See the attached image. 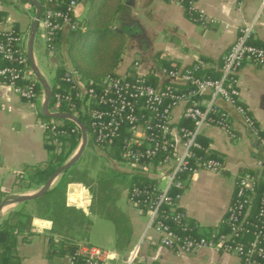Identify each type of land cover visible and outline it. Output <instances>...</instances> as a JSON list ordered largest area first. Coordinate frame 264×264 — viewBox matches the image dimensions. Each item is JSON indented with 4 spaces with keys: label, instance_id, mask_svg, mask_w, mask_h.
<instances>
[{
    "label": "crops",
    "instance_id": "crops-1",
    "mask_svg": "<svg viewBox=\"0 0 264 264\" xmlns=\"http://www.w3.org/2000/svg\"><path fill=\"white\" fill-rule=\"evenodd\" d=\"M263 2L264 0H244L240 4L236 0H196V8L205 12L208 17L207 23L203 24L192 21L182 6L167 0H124L123 8L114 20V28L124 38L115 72L124 76L132 72V67L138 63L139 72L156 81L157 87H166L171 83L162 72L167 64L182 69L198 65L202 70L217 73L220 77L223 58L237 41L241 29L253 25L251 42L264 47ZM26 5V2L24 4L19 0H0V11L6 15L4 29L17 26L20 32L31 31L34 14L31 13V8L25 9ZM88 7V0H81L76 16L79 22L86 18ZM39 33L41 29L37 33L35 46L41 47L44 40L39 37ZM68 33L66 31L63 34L64 42ZM64 42L62 48L60 45L58 54H50L54 60L45 67H41L34 52L36 66L47 82V71L55 75L60 67L72 70ZM237 77L240 103L260 129L264 130V67L246 63ZM48 84L50 85L49 82ZM50 87L54 88L52 85ZM209 95L206 93L200 101L205 102ZM45 100L46 97L41 96L37 102H28L20 98L10 86H0V205L15 196L34 195L43 187L34 183L28 185L24 180L52 158L43 124L58 120L45 115ZM217 106L229 115L238 139H231L217 127L206 128L200 136L225 164V171L221 174L202 170L187 182L181 208L200 233L215 231L224 224L239 176L255 173L264 178V151L256 146V137L250 132L244 115L229 101L219 100ZM182 111L183 105L174 111L177 124L182 120ZM60 177L54 181L51 189L58 184ZM128 189L125 190L126 195ZM92 203L88 187L81 182L69 184L66 206L71 210L83 211L92 222L85 236L73 233L71 238H65L64 233L61 235L56 232L50 218L38 215L40 204L37 200L4 207L0 223L18 210L34 216L30 232L25 237H18L15 263L69 264V252H66L68 248L64 250L62 242L77 246L82 243L92 245L90 238L95 225L101 224L98 221L106 220L92 213ZM126 213L124 216L130 221L133 238L128 240L122 251L114 249L110 254L103 250L106 264H126L132 256L135 258L133 264L239 263L234 255L209 249L193 255L177 254L162 246L154 230L147 229L148 219L142 220V217H146L143 213L131 205Z\"/></svg>",
    "mask_w": 264,
    "mask_h": 264
},
{
    "label": "built area",
    "instance_id": "built-area-1",
    "mask_svg": "<svg viewBox=\"0 0 264 264\" xmlns=\"http://www.w3.org/2000/svg\"><path fill=\"white\" fill-rule=\"evenodd\" d=\"M167 1L182 6L192 16L189 18L192 21L207 23L208 17L196 8V0ZM236 1L241 4L244 0ZM58 4L64 8L46 7L38 28L46 50L53 55L60 49V45L54 43L57 35L80 26L76 17L80 0H60ZM32 7L27 3L25 9ZM35 17L36 10L32 22ZM4 23L0 20V36L3 37L0 86H10L20 98L37 102L46 95L44 90L39 92V81L28 61L30 31L16 33L13 28L4 29ZM253 32V25L240 30L237 41L223 58L217 79L199 76L197 70L201 67L198 65L188 69L164 68L163 75L171 82L166 87L149 84L148 78L139 72L138 63L129 74L109 75L101 83L87 82L79 73L70 71L63 79L69 89L55 93L54 104L49 106L51 114H72L77 118L87 115L92 143L98 150H111L117 141L122 143L121 158L116 161L129 166L128 172H124L153 181L129 188L128 202L147 217V229L156 232L162 246L177 254L193 255L209 249L236 256L238 264H264V178L255 174L238 177L224 220L227 232L200 233L197 226L186 221L188 216L181 208L191 177L202 170L217 174L225 171L221 158L206 157L210 156L211 149L204 148L200 142L204 130L217 127L231 139H238L229 115L217 106L219 100L238 107L257 142L264 147V130L247 109L239 105L237 76L240 69L246 63L264 67V47L251 42ZM206 93L210 94L209 98L201 102ZM63 103L71 112L61 111ZM182 105V119H189L193 123L191 128H180L175 122L174 111ZM43 128L46 142L51 146H60L61 139L69 134L54 120L45 122ZM71 133H81L80 125L75 123ZM200 151L203 156L197 155ZM171 223L178 225L181 233ZM134 260L132 256L126 264H133ZM69 264H106V254L98 247L83 243L70 257Z\"/></svg>",
    "mask_w": 264,
    "mask_h": 264
},
{
    "label": "trees",
    "instance_id": "trees-1",
    "mask_svg": "<svg viewBox=\"0 0 264 264\" xmlns=\"http://www.w3.org/2000/svg\"><path fill=\"white\" fill-rule=\"evenodd\" d=\"M38 1L42 6L41 14L45 11L46 7L59 10L64 8L62 4H58L60 0H55L53 3H48L47 0ZM123 5L124 0H88L89 7L87 16L80 22L79 28L77 30L70 31L65 42L63 41L64 33H59L57 35L54 43L55 45H61V48L63 42L66 44V52L72 63V70H68L65 67L57 69L53 82L54 88L50 106L54 104L55 93L62 92L64 89H69L68 84L63 79L70 71H75L79 73L85 81H93L94 83H101L109 75L117 76V73L115 72L116 63L119 61L122 53L124 38L123 35L114 28V20L118 13L122 10ZM186 15L188 18L192 17L187 13ZM5 17V13L0 11V20H5ZM13 30L16 33L20 32L17 26H15ZM2 41L3 37L0 36V42ZM28 61L31 65L29 59ZM166 66L165 67L168 69L177 68L169 66V64ZM205 71L198 69L197 74L207 79L219 78V74H211ZM147 78L149 84L157 87L156 81H154L151 77ZM38 90L39 92H42L43 90L40 83H38ZM239 105L245 108L242 103H239ZM60 109L63 112H71L64 103L61 105ZM79 119L87 127L88 135L91 136L89 117L87 115H81ZM58 121L61 122L62 129L67 130L69 134L67 137L61 139L60 146L48 145L49 151L52 153V158L44 167L37 168L31 174L26 176L24 181L28 185L34 183L44 186L55 174V172L68 161L80 145L82 133H71V129L75 125V122L67 119ZM178 126L180 128H191L193 127V123L189 119H182ZM200 142L204 148H209L205 141L200 139ZM121 147L122 143L117 141L116 144L112 146L111 150H108V148H103L102 150L108 151L109 155L113 159L120 160ZM197 155L203 156L204 153L200 151ZM206 157L220 158L213 153L212 150L210 156ZM78 164L66 171L60 177L58 184L53 189L49 190L43 197L37 199L40 204L38 208V215L50 218L54 222L55 231L61 233V235L64 233L63 236L65 238H71L72 236L70 235L73 233L74 235L82 234L80 236H85L92 224L91 220L86 218L83 211L71 210L66 206V191L70 183L81 182L88 187L92 195L93 205L96 206V209L91 207L92 213L95 214L98 212L101 214L99 216L107 218V216L110 215V212H113V209L115 211H120L116 204V198L114 201L111 200L113 201V205H110V203L108 204L106 196L109 185L102 187L101 195L98 193V190L101 188L99 184L101 179H103V176H98L100 181L99 184H96L95 180L91 176L92 170L88 168H78ZM108 175V180H113V183L118 184L121 181L125 182L124 177H122V173L109 171ZM258 176H261L262 178L263 175ZM151 182L153 181L150 179L134 176L130 178L128 188H131L134 185H147ZM102 198H105L106 204L103 203L102 206L98 207L97 202ZM33 218V215L26 213L23 210H18L11 213L7 220L0 223V264H16L15 259L17 258L16 247L18 237H25V235L30 232ZM110 218L111 217L108 219ZM186 221L195 225L190 222L189 219H186ZM171 225L178 233H181V229L178 225L173 223H171ZM215 231L227 232V228L225 227V224H223ZM62 245H64V250L65 248H68L66 252H69L70 257L74 255L78 247L76 244L64 241L62 242Z\"/></svg>",
    "mask_w": 264,
    "mask_h": 264
},
{
    "label": "rangeland",
    "instance_id": "rangeland-1",
    "mask_svg": "<svg viewBox=\"0 0 264 264\" xmlns=\"http://www.w3.org/2000/svg\"><path fill=\"white\" fill-rule=\"evenodd\" d=\"M23 3L25 4V2ZM31 13L35 14L33 7L31 8ZM34 52L37 59L40 62L41 67H45V65H48L51 62V60H54L51 59L50 53L49 51L46 50L45 43L43 42L41 47L38 46L34 47ZM54 77L55 75L52 72L50 71L46 72V78L48 79V82L52 86H53ZM88 136H89L88 146L85 150L82 159L79 161L78 168L91 169L92 170L91 176L95 180L96 184H99L100 181V179H98V176L99 175H101V177L103 176V179H101V182L99 184L101 188L98 190L99 191L98 193L101 195L102 187L109 185L106 196L108 200V204L110 203V205H113L112 202L116 198V202H118V204L120 205L118 206V204L116 203L117 207L119 208L120 211L125 212L124 214L126 215L127 214L126 211L130 207L128 203V199L126 197L127 195L125 194V190L126 188H128L129 180L131 178L130 174L127 173L128 172L127 170H129V166H127L124 163H121V165L118 164L119 162L114 160L109 155L108 151L102 149L99 151L97 148L94 147L91 136L90 135ZM124 170H126L127 172H124ZM109 171L122 173V177H124L125 182L121 181L120 183L116 184L113 183V180H108ZM103 203L106 204L105 198L99 199L97 202V206L100 207L103 205ZM90 206L96 209V206L93 205V203ZM120 211H115L113 209V212H110V215L107 216L106 220L98 221L101 222V224L99 225L98 223L95 225L94 228L95 231L93 233V236L90 238V242L92 243L93 246L98 247L104 250L105 252L111 254L114 249L118 251H122V249L128 243V240L133 238L134 232L131 229L130 221L126 216H124V214L120 213ZM95 215L99 216L101 214L96 212ZM109 217L111 218L108 219ZM146 219H147L146 217H142V220L145 221ZM124 258L125 256L122 257L123 260Z\"/></svg>",
    "mask_w": 264,
    "mask_h": 264
},
{
    "label": "water",
    "instance_id": "water-1",
    "mask_svg": "<svg viewBox=\"0 0 264 264\" xmlns=\"http://www.w3.org/2000/svg\"><path fill=\"white\" fill-rule=\"evenodd\" d=\"M19 1L30 3L36 9V17H35V20L33 21L32 29L29 33V39H28V59L30 60L34 74H35L36 78L38 79L39 83L41 84V86L43 87V90H44L45 95H46V100L44 103L45 115L47 117L55 118L58 120H63V119L71 120V121L79 124L81 127V133H82V143L79 147L78 152L70 160H68L63 166H61V168H59L55 172V174L48 180V182L42 187V189L39 192H37L36 194L31 195V196H15V197H12V198H9V199L3 201L0 205V215H1L2 209L8 205L21 204V203H25V202H29V201H34V200H37V199L43 197L51 189L52 184L54 183V181L57 178L62 176L66 171H68L73 166H75L76 164L79 163V161L82 159V157L85 153V150L88 146V129L80 121L79 118L73 116L72 114H65V113L51 114L49 112V106H50V101H51V98L53 95V89H52V87H50V85L48 84L46 79L42 76V74L39 71V69L37 68L35 60H34V47H35L36 36H37L38 28H39V19H40V15L42 12V6L38 0H19ZM250 132L252 133L251 130H250ZM256 146H258V148H260L262 151H264V147L261 146L257 141H256Z\"/></svg>",
    "mask_w": 264,
    "mask_h": 264
}]
</instances>
